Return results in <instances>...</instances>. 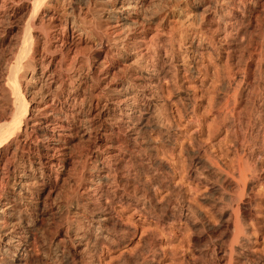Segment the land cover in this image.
<instances>
[{"label":"rangeland","instance_id":"1","mask_svg":"<svg viewBox=\"0 0 264 264\" xmlns=\"http://www.w3.org/2000/svg\"><path fill=\"white\" fill-rule=\"evenodd\" d=\"M158 1L164 5L167 0H149ZM71 2L85 7L83 0H65L59 2L58 9ZM224 3L213 5L215 16L195 9L192 0L183 3L186 15H194L192 27L206 31L209 40L194 54L188 47L192 35L185 36L181 29L175 32L174 48L180 52L177 63H184L190 71L184 74L178 67L175 74L170 67L161 98H153L155 107H146L147 115L136 112L148 118V128L141 131L137 144L128 140L126 128L121 136H116L115 129L112 132L109 111L104 117L107 120L96 122L97 132L91 139L73 131L69 144L59 148L56 167L49 173L50 192L42 198L43 206L28 216L34 220L41 213L43 225L36 232L38 244L30 248L26 264H69L71 260L75 264H264V0ZM2 5L0 1V9ZM87 6L90 12L85 24L99 32L104 24L101 14L92 3ZM25 17V10L19 9L12 19L15 27L0 38V126L10 115L2 86L4 68L13 51L9 39L22 36L18 27ZM211 17L217 21L218 32H212ZM171 21L163 25L162 50L176 25ZM180 36L184 42L176 43ZM57 44L50 40L47 45ZM40 46H29L27 52L34 57L28 61L34 70L24 62L18 73L20 91L27 101L38 93L39 84L31 83L44 64L35 60ZM86 53L96 59L99 55L95 50ZM124 76L116 72L114 82L108 79L105 88L122 83ZM87 84L79 85L80 94L70 99H81ZM139 89L135 93L140 94ZM90 91L98 94L107 90L94 87ZM144 101L139 100L140 105ZM105 104L102 99L97 111ZM74 111H80V106ZM155 123L160 127H154ZM78 126V121L73 123V128ZM121 145L125 156H120ZM31 152L32 157L39 155L35 147ZM132 152L139 154L141 161L128 168ZM99 175H106L108 184L98 190L87 189L90 180ZM243 179V195L238 199ZM133 196L140 197V203ZM95 210L110 213L118 224L110 232L111 243L91 240V246L83 249L72 243L70 231V239L61 236L63 246L56 250V235L79 225L87 227ZM164 210L167 220L161 219ZM237 223L238 234L237 230L234 233Z\"/></svg>","mask_w":264,"mask_h":264},{"label":"bare ground","instance_id":"2","mask_svg":"<svg viewBox=\"0 0 264 264\" xmlns=\"http://www.w3.org/2000/svg\"><path fill=\"white\" fill-rule=\"evenodd\" d=\"M0 1L3 4L0 9L1 40L8 29L15 27L12 25V19L17 11L23 9L27 13V17L18 27L22 36L20 38L12 36L9 39L13 51L9 54L8 62L6 60L5 77L2 81L10 115L8 117L7 114L4 115L8 121L0 126V264H26L30 248L38 244L39 237L36 236V232L43 225L41 213H37L34 220L28 216L36 212V208L43 204L42 198L50 192L47 190L52 185L49 173L56 167L59 148L68 145L74 133L79 134L81 138L91 139L97 132L96 122L101 119L107 120L104 117L109 111L112 116L111 122H114L109 127L112 132L115 133V129L116 136H121L123 129L126 128L128 134L130 133L128 140L137 144L141 131L148 128V118L137 113L142 114L146 107L154 106L155 96L161 98L163 83L168 82L170 78L168 69L173 66L175 74L178 73V67L183 69L184 74L190 71L184 63H177L180 52L179 48L177 50L174 48L175 32L181 29L180 32L184 31L185 36L192 35L188 47L194 54L202 49L209 40V35L204 30L192 27L191 20L194 15H186V9L183 8V3H187V0H167L168 2L165 0L167 3H163L164 5L160 1L151 3L149 0H83L84 8L71 2L63 10L58 9V4L64 3L65 0ZM224 1L192 0L195 9H201L203 14L209 16L211 14L215 16L216 12L213 9L218 4H225ZM89 3L93 4V9L100 12L101 20L104 21L103 29H98L99 32L92 29L90 24H85L87 14L90 12L87 6ZM40 9L41 17L38 13ZM169 20L176 25L169 31L168 43L162 50L160 43L163 25ZM215 20L212 18L210 21L213 24H211L213 33L218 32L219 29L218 25H214L217 22ZM50 40L58 44L47 45ZM178 41L176 43H183V37L180 36ZM82 42L86 45V47L83 45L84 49L81 46ZM40 44L42 46L40 51H37L38 58L35 60L43 62L44 66L40 65L36 80L31 83L39 84L38 93L36 97L27 101L20 91L18 73L24 62L27 66L28 61L34 59L32 56H27L29 46L37 47ZM86 50L97 51L98 58H92ZM164 60L168 61L166 65L162 64ZM119 71L124 73L125 80L106 89L109 83L107 80L114 82L115 74ZM81 84L88 85L82 98L78 99L74 96L70 99L73 94L79 93L78 88ZM94 87L102 91L107 90L101 91L105 93L106 99L102 93L92 94L90 90ZM138 87L140 94L134 91ZM102 99L106 104L97 111ZM141 99H146L143 105H140ZM77 105L80 106V111L75 112ZM67 108L73 111L68 113ZM146 113L148 112L145 111ZM76 121L79 122V126L73 128V123ZM132 121L135 122L132 124ZM156 124L154 127L159 126ZM34 147L39 152L36 157H32L31 151ZM121 147L122 145L120 149L118 148L121 151H119L120 156H125L126 153L122 154L123 147ZM139 151L142 152L141 149ZM138 160L141 161L139 154L130 153L127 160L130 164L128 168L134 166ZM108 182L106 175H99L96 179L90 180V188L87 189L98 187L101 189ZM241 185L242 189L245 185L244 179ZM242 191L243 189L238 199L243 195ZM108 199L107 196L105 200L109 202ZM136 199L138 204L140 197ZM99 208L98 211L101 210ZM98 211L91 213V222H88L87 227L79 225L62 234L58 233L54 243L55 249L59 250L63 246L64 240L61 236L69 239L72 236V243L75 241V244L83 246V249L91 246V240L111 243L110 232L117 228L118 224L110 213ZM161 219H168L165 210L161 214ZM235 226L234 233L237 230L238 234L240 224L237 223ZM70 231L72 235L69 237ZM236 240L235 236L233 242ZM69 264L75 263L71 260Z\"/></svg>","mask_w":264,"mask_h":264}]
</instances>
